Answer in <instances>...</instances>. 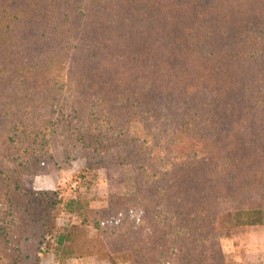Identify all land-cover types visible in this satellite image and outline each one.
<instances>
[{"label":"trees","instance_id":"trees-1","mask_svg":"<svg viewBox=\"0 0 264 264\" xmlns=\"http://www.w3.org/2000/svg\"><path fill=\"white\" fill-rule=\"evenodd\" d=\"M76 159L134 171L135 196L77 213L94 236L24 184ZM139 206L134 244L120 216ZM254 226L264 0H0V264H248L222 243Z\"/></svg>","mask_w":264,"mask_h":264},{"label":"rangeland","instance_id":"rangeland-1","mask_svg":"<svg viewBox=\"0 0 264 264\" xmlns=\"http://www.w3.org/2000/svg\"><path fill=\"white\" fill-rule=\"evenodd\" d=\"M85 163L82 159L70 162L52 164L49 166L48 173L39 176H27L24 184L27 188L40 190H57L63 199V205L70 204V209L75 211L60 215L65 219L60 223L70 221L74 223L75 229L87 232L90 236L95 235V230L91 227L80 225L77 213H83L88 208H100L105 205L109 195L135 196L134 171L133 168L117 161L105 162L99 170L90 174L82 169ZM74 203V204H73ZM141 205V204H140ZM125 221H130L136 225L135 232L131 236V241L136 244L145 241L150 236L148 224L146 222L144 208L139 206L130 212L120 216ZM119 218V220H122ZM113 218L112 221H117ZM261 227L264 226H254ZM250 227L244 233L237 235L233 239H224L222 243L225 253L237 262L242 260L248 264H264V236L259 230L254 233ZM67 264H109L106 261L95 260H73L65 261ZM53 264V260L48 262ZM145 264V263H139Z\"/></svg>","mask_w":264,"mask_h":264},{"label":"crops","instance_id":"crops-1","mask_svg":"<svg viewBox=\"0 0 264 264\" xmlns=\"http://www.w3.org/2000/svg\"><path fill=\"white\" fill-rule=\"evenodd\" d=\"M252 230H253V232L256 233V234L259 233V232H258L259 230H261V231L263 232L262 234H263V236H264V227H263L262 229H261V227H254V228H252ZM257 236H258V234H257Z\"/></svg>","mask_w":264,"mask_h":264}]
</instances>
